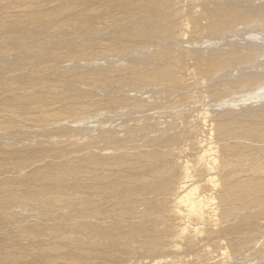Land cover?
Listing matches in <instances>:
<instances>
[{
  "label": "rangeland",
  "instance_id": "374dc122",
  "mask_svg": "<svg viewBox=\"0 0 264 264\" xmlns=\"http://www.w3.org/2000/svg\"><path fill=\"white\" fill-rule=\"evenodd\" d=\"M70 1L0 0V103L47 94L24 109L0 104V151L16 152L0 184L106 166L78 188L0 205V264H264V118L242 117L231 102L262 104L264 16L228 24L238 14L227 11L264 0H154L138 11L136 0L124 9L78 0V23L63 25L68 13L53 25L54 5ZM37 7L41 26L31 21ZM104 67L113 68L106 81L88 75ZM161 69L169 78H146ZM65 91L89 97L59 99ZM223 122L239 125L224 135ZM250 180L251 194L238 196Z\"/></svg>",
  "mask_w": 264,
  "mask_h": 264
},
{
  "label": "bare ground",
  "instance_id": "6f19581e",
  "mask_svg": "<svg viewBox=\"0 0 264 264\" xmlns=\"http://www.w3.org/2000/svg\"><path fill=\"white\" fill-rule=\"evenodd\" d=\"M53 1V0H50ZM64 1V0H63ZM78 0H74V1H70L69 3L67 2V4H56L55 9L52 11L54 13V17L51 21V23L53 25H55L56 23H58V17L63 15V14H68L71 13L69 18L66 20V23L63 25H71V24H76L78 23V19L80 17V15H83L84 10H82L83 13H72V11L74 12V8H75V4L77 3ZM81 1H91V0H81ZM107 1V6L108 5H118L119 8L121 7L122 9H124L125 7L127 8L128 4H130V2H128V0H106ZM131 1V0H130ZM154 0H136L135 2L131 3L134 7V10H140L141 8H145L147 5L149 6L150 4L153 3ZM52 3V2H51ZM264 6V5H262ZM262 6H258V7H251L249 13H245V11L240 7H234L232 9H228L227 11L233 12V13H237L238 16L236 17L235 20H231L229 19L228 24L232 23V21H236V20H240V19H245L246 17H261L264 16V7ZM241 11L238 13V11ZM53 9V8H52ZM107 9V8H106ZM76 10V9H75ZM133 10V12H134ZM137 10V11H138ZM127 11V10H126ZM81 12V11H80ZM129 12V11H128ZM136 12V11H135ZM45 13L43 10L41 11L39 9V7L34 9V15L31 18V21L36 23L37 26H41L42 23H44L42 20L45 16ZM123 13H127V12H123ZM122 13V15H123ZM132 13V12H131ZM130 13V14H131ZM129 14V13H128ZM129 14V15H130ZM134 14V13H132ZM241 14V15H240ZM77 21V22H76ZM211 24L215 25L216 23L214 22V20H211ZM121 43V42H120ZM120 46H118V44H116V46L113 45L112 50H118L119 48L123 47V44H120ZM122 45V46H121ZM112 46V45H111ZM92 47V46H91ZM94 47V45H93ZM92 47V49H93ZM81 48V47H79ZM95 49V47H94ZM83 52V55L85 58H89L92 57V52L94 50H87L86 49H80ZM94 53V52H93ZM220 57L222 58L223 55L218 56L214 55L212 56L211 60H210V64L211 66L215 65L218 63ZM111 71H113L112 67H107V68H94L92 71H89L88 75H92L90 77L94 78L96 77L98 81H106V77L108 76V74H111ZM72 76L74 77H81L82 76V72L76 70L71 72ZM132 73H135V70L132 71ZM171 74V73H170ZM70 76V75H69ZM94 76V77H93ZM172 76V75H170ZM71 77V76H70ZM152 77L155 79H167L169 78V72L167 71V69H161V71H150V74L147 77ZM77 79V78H76ZM108 80V79H107ZM101 83V82H100ZM81 94V95H80ZM46 93L43 92H39V93H34L33 95L28 96H20V95H16L14 96L12 99H9L8 101L5 102H1V106L8 108L10 110H14L15 108H26L28 106V103L30 100H36L38 102H41L44 98H46ZM80 95V96H78ZM262 95V94H261ZM89 97V93L88 92H75V94H71L67 91L61 93L59 95V99L61 100H66L68 98L71 97ZM251 100L250 97H240L238 99L232 100L231 102H233L232 106H238L240 109L238 111V115L240 116H247V115H252L255 118V122L256 121H260L261 119L264 118V98L262 100L258 99L255 101H260L262 104L261 105H253V106H249L246 107V109H242L243 107V103H247V101ZM230 101V100H229ZM119 102H114L113 100L111 102H109V106H113L115 104H118ZM107 105V106H108ZM229 105V104H228ZM227 109H231V107L227 108ZM46 110H41L39 111V114H37L35 116L34 122L36 123H41L43 120V116L45 115ZM64 114L70 118L71 117V111L69 109L64 111ZM260 119V120H259ZM235 121V120H234ZM238 123L232 122V124H227L225 122H223L220 127V133L227 135L228 133H232L234 130H236L238 128ZM254 121L250 123V125H247L245 127V131L246 132H250V129L256 130L254 129ZM264 129V125L262 126L261 129H259V132L263 131ZM7 144L1 149V155L6 153L7 155L5 157H3V155L1 157H3L2 159L0 158V166L4 165V164H8L9 160L13 159V156L16 155V152H14L13 150L7 151ZM231 148V147H230ZM235 148V147H234ZM6 150V151H5ZM42 155V154H40ZM39 155V157H40ZM20 156V155H17ZM24 156H21L20 159H24ZM17 162V161H14ZM106 165H104V162H99L98 164L92 165L91 167H81V165L76 164L75 166H69V165H61L55 168H50V169H46L44 170V172H40L39 174L35 175L34 178H32L31 180H26L25 176H20L17 178H13L7 182H4L2 184H0V205H7L10 204L12 202H16V201H32V200H38L43 196H51L52 194H54L55 190L49 187H56L59 190H64L66 188H78L80 187V185H82V179L85 178L88 174L90 175V172L93 171L92 169H102V167H105ZM119 168L122 166L120 164H118ZM151 166V165H149ZM106 173V172H105ZM88 175V176H89ZM97 176V178H101V179H107L110 177L109 174H104V173H100V174H95ZM131 176L134 178V175L131 174ZM66 180H71L73 181L72 185H69L67 182H61L60 184H55L54 181H52V179L55 178H66ZM52 181V182H51ZM240 186L235 189V192L237 193L238 196H243V195H248L251 194L252 190H253V181H246L244 182L242 185L239 184ZM261 188V187H260ZM226 195H232L233 191H228L225 193ZM189 197V200L192 197V194H188L186 193L185 196ZM34 234L40 232L42 229L40 228H32L30 229ZM24 251H22L21 253H23Z\"/></svg>",
  "mask_w": 264,
  "mask_h": 264
}]
</instances>
